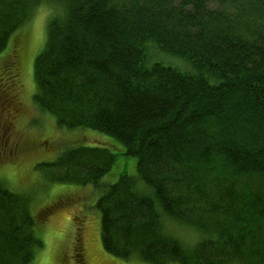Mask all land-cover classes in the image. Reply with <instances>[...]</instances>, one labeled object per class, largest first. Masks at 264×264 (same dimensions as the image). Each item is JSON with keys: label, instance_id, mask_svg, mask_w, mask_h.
I'll list each match as a JSON object with an SVG mask.
<instances>
[{"label": "trees", "instance_id": "trees-1", "mask_svg": "<svg viewBox=\"0 0 264 264\" xmlns=\"http://www.w3.org/2000/svg\"><path fill=\"white\" fill-rule=\"evenodd\" d=\"M41 1L0 0V52ZM57 1L34 62L35 103L59 128L98 131L137 159L136 176L102 187L106 251L264 264V220L251 218L264 203V0ZM116 156L70 147L39 167L98 186ZM27 200L0 181V264H31L43 246ZM165 216L200 242L168 238Z\"/></svg>", "mask_w": 264, "mask_h": 264}, {"label": "rangeland", "instance_id": "rangeland-1", "mask_svg": "<svg viewBox=\"0 0 264 264\" xmlns=\"http://www.w3.org/2000/svg\"><path fill=\"white\" fill-rule=\"evenodd\" d=\"M32 11L0 52V181L26 197L39 217L35 230L43 246L31 264H40L43 259L51 264H148L136 258L122 260L106 251L98 208L102 187L116 183L123 175H137V159L121 154L122 144L98 131L59 128L55 118L35 103L34 62L45 46L48 23L62 14V6L57 0H42ZM178 63L172 62L182 65ZM80 146L110 147L117 154L98 186L73 181L74 172L66 180H55L39 167L54 165L64 150ZM259 205L252 207L251 218L257 223L264 220V203ZM163 219L168 238L175 237L190 249L200 242L198 230L171 217Z\"/></svg>", "mask_w": 264, "mask_h": 264}, {"label": "snow or ice", "instance_id": "snow-or-ice-1", "mask_svg": "<svg viewBox=\"0 0 264 264\" xmlns=\"http://www.w3.org/2000/svg\"><path fill=\"white\" fill-rule=\"evenodd\" d=\"M40 264H51V260L43 259V260L40 261Z\"/></svg>", "mask_w": 264, "mask_h": 264}]
</instances>
